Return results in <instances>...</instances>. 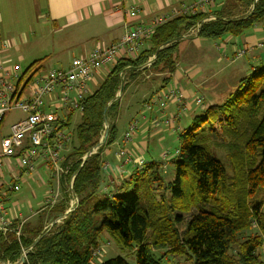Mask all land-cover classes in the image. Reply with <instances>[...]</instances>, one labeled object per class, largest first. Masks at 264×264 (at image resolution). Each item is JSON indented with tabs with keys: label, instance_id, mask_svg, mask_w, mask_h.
I'll list each match as a JSON object with an SVG mask.
<instances>
[{
	"label": "trees",
	"instance_id": "16d2710c",
	"mask_svg": "<svg viewBox=\"0 0 264 264\" xmlns=\"http://www.w3.org/2000/svg\"><path fill=\"white\" fill-rule=\"evenodd\" d=\"M224 5L227 10L215 7L203 12L196 0L193 11L162 15L167 18L139 40L132 55L121 54L106 66L95 87L89 82V91L76 107L45 106L56 116L53 133L65 130L61 181L73 176L71 191L77 202L64 213L69 206L64 193L66 199L51 209L59 224L52 223L49 229L12 222V227H19L18 235L0 231V263L14 264L24 255L20 264H94L99 237L105 233L120 249L133 250L135 264H156L152 249L186 257L192 264H246L254 259L256 264L257 252L264 251V212L261 204L249 200L264 189V62L252 65L223 103L199 108L182 128H174V150H164L159 160L142 157V163L128 164L134 167L126 180L102 189L107 168L101 166V152L117 139L123 114L128 123L135 119L133 104L140 105L142 118L154 105L161 106L157 94L171 83L179 42L184 40L176 38L195 27L193 37L223 41L264 24V0H224ZM209 16L214 18L203 21ZM151 56L155 57L147 68L144 64ZM34 64L20 67L23 82L29 78L26 75L36 74ZM148 70L167 75L157 83L158 75H142ZM142 77L157 89L148 86L127 97L125 91ZM120 89L122 96L117 98ZM74 116L79 120L72 126ZM127 128L128 124L124 132ZM124 132L120 148L132 141L124 145ZM95 147L97 151L86 157ZM171 165L174 176L167 181L163 168ZM254 226L255 233L241 241ZM101 264L129 263L116 255Z\"/></svg>",
	"mask_w": 264,
	"mask_h": 264
},
{
	"label": "crops",
	"instance_id": "0c3cea01",
	"mask_svg": "<svg viewBox=\"0 0 264 264\" xmlns=\"http://www.w3.org/2000/svg\"><path fill=\"white\" fill-rule=\"evenodd\" d=\"M195 1L196 0H0V64L10 63L6 65L10 66L11 64H19V60H24V58L28 56L27 50L24 49V47L29 43V38L35 37L38 38V40H43L48 35L52 36V40L57 39L58 41L65 37L75 38L81 30L86 28L83 22L88 21L92 27L97 28L99 26V29L88 30V32L85 33L83 37L84 40L95 38L96 42L91 47L87 48V46H84L85 50L83 55L76 56L84 57L96 45L109 46L114 43L124 32L123 28L126 25L136 22L148 24L159 16L171 15L180 12L181 9L185 12L193 11L196 8L194 6ZM132 6H136L140 9V13L134 18L127 16L126 13ZM215 7L227 10V5H224V0H216V3L209 5L206 9L203 8L200 10L205 12ZM210 17L211 16L205 18L203 21L210 20ZM253 30V33L249 32L235 39L226 36L223 41H220L221 44L215 40L213 47L215 45L222 46L220 52H217L220 56L216 57L218 58L215 60L216 64L219 66V62L222 61V59L228 60V62L224 67H219L218 71L212 73L208 72L212 75H201V78L197 80L203 79L201 83L204 84L199 88L194 90L187 85V80H190L188 75H181V78L179 75H174L171 83L161 90L163 91L171 87L179 89L187 103L186 113L178 115L175 103L170 102L164 104L162 107L158 104L154 105L150 111L144 112V118H142L141 116H143V114L140 115L142 110L140 109L141 107H139V113L134 114L135 117H133L138 120L139 125L136 133L133 135L132 141L127 147L135 159L142 157L150 160L160 159L164 150L161 149L163 145L160 148L158 147V143L164 141L167 136L175 135L176 131H174V128H182L181 123L184 125L186 119L189 118V114L186 115L189 110L194 112L203 107L197 106L198 104L195 102L197 97H202V99L206 98L201 92V87L204 86L206 91L210 92L213 89L218 90L221 88L219 85L220 82L214 79L218 76L217 74L221 73V70L234 66L233 71H235V75L238 76L233 80L230 79V82L237 83V78L244 73V70L241 71L237 68V64H239L242 58L247 57H236V51H234L232 57L228 58L225 53L230 51L229 45H231L233 49L235 44L239 43L240 48L246 49V46H253L254 44L256 46L260 43L262 47H255V49L251 50L246 49L248 55L251 54V57L247 59H250V61L255 64L264 62V24L256 25ZM62 34L64 35L62 36ZM192 38L198 41L206 40L198 37ZM213 52L214 51H212V57L215 58ZM108 68L109 67L98 69L91 83L95 81L99 73L100 75L105 74ZM190 76L195 80L199 75ZM229 86H231V84H229ZM145 94H143V97ZM186 97H188V99ZM209 98L212 99L214 97L211 95ZM192 101H194V103ZM134 109L136 110V108ZM130 119H132V117ZM128 121L129 118H126L120 122L122 125L118 127L117 139L110 144L106 150H102L101 161H106L109 164L107 170H104L102 189H109L112 185L126 180L134 167L133 165L120 163L116 157L117 150L122 146V133L126 129ZM170 126L173 128L168 129ZM3 161H5L8 169L4 172L5 174L0 172V186L7 180L19 185V190L17 191L1 186L5 191L3 206L6 211V216L11 222H17V224L29 222L33 226L41 224L45 230L49 229L52 223L59 224L60 219L57 213L53 214L51 209L64 201V193L67 194L65 205H67L72 198L77 201V197L71 191L73 176L70 177L68 182L61 181V174H63V167L61 165L62 158L59 163L62 170L58 168V175L52 171L49 163L41 159L38 161L36 170L33 173H26L23 167L16 164V161L8 159ZM53 175L58 176V187H55ZM53 183L54 185H52ZM35 188L37 189L36 191L34 190ZM55 190L59 191L61 197H57V199L53 201L52 196ZM27 194L30 195L28 196ZM74 207L71 209H74ZM65 208L66 212L69 206H65ZM54 215L55 217H53Z\"/></svg>",
	"mask_w": 264,
	"mask_h": 264
},
{
	"label": "built area",
	"instance_id": "2783aa9c",
	"mask_svg": "<svg viewBox=\"0 0 264 264\" xmlns=\"http://www.w3.org/2000/svg\"><path fill=\"white\" fill-rule=\"evenodd\" d=\"M215 1L197 0V4L201 8H205L214 4ZM127 13L129 17L134 18L138 14V9L131 7ZM166 18V16L158 17L151 22L152 25L150 26L128 24L124 27V32L120 38L107 49H95L87 56L74 57L70 60L67 68H51L41 75H26L29 78L25 82L22 80L23 75L19 73L20 66L18 64H11L10 66H6L10 63L0 64V126L9 111L17 109L26 113V117L16 119L10 124L8 134L0 136L1 163L6 159L16 161V164L23 167L26 173H33L41 159L49 163L53 172L57 174L58 168L61 169L59 164L61 161L60 152L64 149L62 139L66 138L65 130L53 133V122L56 120V116L52 112H47L45 106L49 108L76 107L89 91L88 84L98 69L112 64L122 54V51L124 54L132 55L137 50L139 40L150 34L152 28L157 23L164 22ZM259 46H261L260 43ZM245 52L246 49L244 48L238 49L235 55L241 57ZM157 95L158 99L160 97L166 100L170 99L184 105L186 111L187 103L179 89L171 87L166 92L163 91ZM201 101V97L195 99L197 104ZM159 104L164 106V104ZM146 107L150 106L146 105ZM137 122V119H132L128 123V128L123 135L124 145L132 140ZM116 156L124 164L142 163L141 158H138V162H136L125 146L117 150ZM102 167L108 168V164L105 163ZM1 186L13 191L19 190V185L11 183L10 180ZM1 186L0 231L3 234L8 231H15V234L18 235L19 227L17 228V226H21L22 223H18L16 227L11 226L12 222L6 216L3 206L5 191ZM57 194L59 191L55 190L52 196L53 201L57 199ZM76 202L75 199H70L69 209L65 213L69 212L76 205ZM28 250H23V254ZM96 254L97 252L94 253V256Z\"/></svg>",
	"mask_w": 264,
	"mask_h": 264
},
{
	"label": "rangeland",
	"instance_id": "374dc122",
	"mask_svg": "<svg viewBox=\"0 0 264 264\" xmlns=\"http://www.w3.org/2000/svg\"><path fill=\"white\" fill-rule=\"evenodd\" d=\"M127 16H128V13H127ZM213 18H214L213 16L210 17V19H213ZM98 22H100V21H98ZM83 25L86 28L81 30L75 38L65 37V38L61 39L60 41H58L57 39L52 40L51 39L52 36H50V35H48L43 40H38V38H35V37L29 38L28 39L29 43H27L26 47H24V49L27 50L28 56L25 57L24 60L18 61L21 69L24 70L25 68H27L32 63H35L33 65L34 66L33 69H36L35 75H41L44 72H46L49 68H58V69L66 68L69 65L70 59H72L73 57H76V56H82L83 55V52L85 50L84 46H87V48H88V47L93 46L96 42L95 38L84 40L83 37H84L85 33L88 32V30L99 29V26L97 28H94V27H92V25L88 21L83 22ZM123 30H124V28H123ZM193 30L196 31V28L193 27L190 32H186L185 34H183L184 36H182L181 40H183V39L184 40L182 42H179V46H178L179 48H178V54H177L178 59L176 61V70L173 72L172 76L179 75L181 78V75H188V78H190V80H187V85L189 87H192L195 90V89L199 88L202 84H204V83H201V81L203 79L197 80V79L201 78V75H212L208 72L212 73V72L218 71L219 67H221V66L224 67L227 64L228 60L222 59V61L219 62V66H218L216 64L215 60L218 59L216 57L220 56L217 52H220V48H222V46L218 44L219 46L215 45L213 47L215 40L209 39V38H207L205 40L206 42L203 40L198 41V40H195L194 38H186V37H193L192 35L195 34V32ZM253 31L254 30H251L249 32L253 33ZM63 35L64 34H62V36ZM217 41L220 43V39H218ZM107 47L108 46L96 45L88 54H90L95 49L104 50V49H107ZM228 47L230 48V51H227L225 53V55L228 58L232 57L234 51H236L238 49H242L239 47V43L235 44L233 49H232L231 45H229ZM255 47H262V46H259L258 44L255 46V44H254L253 46H246L245 48L247 50H251V49H255ZM247 50H246L245 54H243L242 56L248 58V57H251V54L248 55ZM212 51H214L213 54H214L215 58L212 57ZM121 53L124 54V51H122ZM154 57L155 56H151L148 59V61L144 64L147 68L150 67L152 61L154 60ZM247 58H242V60H240L239 64H237V68L239 70H241V71L244 70L243 75L240 77H243L244 75L249 73L252 69V65H255V63H252L250 61V59H247ZM206 62H207V64H206ZM196 63H198V64H196ZM196 67L197 68L200 67V68L197 69ZM233 70H234V66L227 67L224 70H221V73L217 74L218 76H216L214 78L215 80L220 82L219 83V85L221 86L220 89H218V90L213 89L210 92V91H206L204 86L201 87V92L203 93V95L206 98L202 99V101L200 103H198L197 106H204V108H206L210 104L213 105V104L223 103L227 99L228 94L237 85V83H235V82H232V81L230 82V79L233 80L236 76H238V75H235L236 72ZM142 75H144V77L149 75V78L150 77L156 78V76H154V75H158L157 83H160V77H162V75H167V74L165 71L154 72V71L148 70L146 73H144ZM190 75H199V76L197 78H195V80H194ZM103 77H104V74L100 75V73H99V75L96 76L95 81L92 82L91 87L92 88L95 87L98 84L99 79H102ZM144 77L139 78V80H140L139 82H137L136 84H133L131 87L130 86L128 87V89L125 91L127 97L129 94L135 95V93H133V92L137 89H145L148 86H151L152 88H156L155 86H153L150 83L146 84L145 82H143L142 81L143 79L144 80L148 79V78H144ZM240 77H238L237 79L239 80ZM229 84H231V86H229ZM168 89L169 88L164 89L163 91L166 92ZM125 92L123 94H125ZM211 95H213L214 98L210 99L209 96H211ZM120 96H122L121 91L117 93L116 97L118 98ZM186 98L188 99V97H186ZM158 100L159 101L157 103H161V104H167L170 102H174L176 105V110L181 111V115L186 113L185 107L182 104H179V103H177L173 100H170V99L166 100V99H163L161 97ZM192 102L194 103V101H192ZM125 106H128V105H125ZM139 107L140 106L137 104L134 107V104H133V106H131L132 112L138 114L139 113ZM134 108H136V110ZM122 109L124 110V108H122ZM186 110H187V108H186ZM192 113L193 112H191V110H189V112L186 115L189 114V116H191ZM140 115H141V113H140ZM24 117H26V113L21 111V110L14 109V110L9 111L6 114L2 124L0 126V136H4V135L9 133V126L12 122H14L16 119L24 118ZM78 120H79L78 116H74L72 119V122H73L72 126L75 125L78 122ZM122 120H124V114L122 115L121 119L119 120V123L122 122ZM188 124H189V121L187 120L186 125H188ZM181 126L183 127L182 123H181ZM100 140H102L101 137H100ZM162 145H163V147H161ZM176 145H177L176 134L167 136L164 139V141L158 143V147L159 148L161 147L162 150H174ZM106 148L107 147H105L104 150H106ZM97 149H98V147H96L93 150V153L96 152ZM135 161L138 162V159H136ZM119 162L122 163L120 159H119ZM105 163L108 164V162H106V161H103V162L101 161V166ZM108 166H109V164H108ZM162 166H163V164H161V167ZM7 169H8V166L5 164V161H3L1 163V159H0V172L5 174L4 172H6ZM52 171H53V169H52ZM162 176H164V178L167 181L172 179V177L174 176L173 166L171 165L169 167L167 166L166 168H163V175ZM53 177L55 179V187H58V181H57L58 176L53 175ZM52 185H54V183ZM127 185L130 186V183H127ZM34 190L36 191L37 189L35 188ZM130 190L131 189H129V188L126 189V191L128 193L130 192ZM27 195L29 196L30 194H27ZM57 195L59 198L61 197L60 194H57ZM28 198H30V197H28ZM72 200H74V198H72ZM249 203L250 204H261V207H262L261 209L264 212V189H259L256 192V194L253 196V198H251L249 200ZM251 232L255 233V226L252 228V230L246 232L244 234V236L241 237V241L248 238V236L251 234ZM99 245H100V247L98 250V254L93 259L94 264H101V262H103L109 258H112L116 255H120L123 258H125V260L129 264H135V257H134L133 250H131V249H125V250L120 249L118 247V245H116L110 238H108L107 234L103 233L102 235H100ZM164 253H165L164 249H152V258L155 260L156 264H192V261L187 260L186 257H175V256H172V254H164ZM254 255H255V253H254ZM237 264H241V262L237 263ZM246 264H255V259L253 260V262H247ZM256 264H264V251L257 252Z\"/></svg>",
	"mask_w": 264,
	"mask_h": 264
},
{
	"label": "water",
	"instance_id": "95a60500",
	"mask_svg": "<svg viewBox=\"0 0 264 264\" xmlns=\"http://www.w3.org/2000/svg\"><path fill=\"white\" fill-rule=\"evenodd\" d=\"M181 38L182 37H178V38H176V41L177 40H181ZM145 66V65H144ZM120 91H121V89H120ZM119 91V92H120ZM93 152V149L92 150H90L87 154H86V157L87 156H89L91 153ZM31 247H28V249H30ZM24 261V255H21L20 257H19V259H18V261H16L14 264H20V263H22ZM0 264H10V263H0Z\"/></svg>",
	"mask_w": 264,
	"mask_h": 264
}]
</instances>
